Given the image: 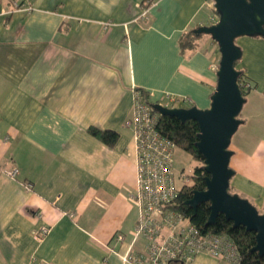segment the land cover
Here are the masks:
<instances>
[{
  "label": "crops",
  "instance_id": "obj_1",
  "mask_svg": "<svg viewBox=\"0 0 264 264\" xmlns=\"http://www.w3.org/2000/svg\"><path fill=\"white\" fill-rule=\"evenodd\" d=\"M11 1L0 0V264H127L113 250H125L137 221L134 147L124 125L133 89L153 103L167 93L209 106L217 44L208 34L192 47L180 42L214 23L213 1L19 0L29 9L10 11ZM250 38L236 44L246 59L237 67L252 88L264 70V38ZM89 126L118 137L109 146ZM231 149L229 186L259 205L264 133ZM12 167L14 177L4 172ZM41 225L49 230L36 240ZM144 245L138 237L133 249ZM190 264L237 263L200 254Z\"/></svg>",
  "mask_w": 264,
  "mask_h": 264
},
{
  "label": "built area",
  "instance_id": "obj_2",
  "mask_svg": "<svg viewBox=\"0 0 264 264\" xmlns=\"http://www.w3.org/2000/svg\"><path fill=\"white\" fill-rule=\"evenodd\" d=\"M147 11V7H142L140 17H147ZM143 91L133 89L131 113L124 121V125L131 129L134 147L136 179L131 200L137 207V221L125 250L113 251L127 264H190L200 254L237 263L236 247L226 234L202 233L181 212L171 207L178 189L189 178L183 170L176 169L175 142L158 130L160 113L152 108L148 92L146 97ZM163 97L162 101L154 103L167 107H187L176 104L191 103L186 96L166 93ZM4 172L14 177L17 168L4 169ZM22 185L26 190L32 188L28 181ZM48 230L47 225H41L33 231V237L41 240ZM138 237L144 239L145 245L134 251L133 243ZM124 238L121 232L114 235L116 242H123Z\"/></svg>",
  "mask_w": 264,
  "mask_h": 264
},
{
  "label": "water",
  "instance_id": "obj_3",
  "mask_svg": "<svg viewBox=\"0 0 264 264\" xmlns=\"http://www.w3.org/2000/svg\"><path fill=\"white\" fill-rule=\"evenodd\" d=\"M217 21L198 28L210 35L219 51L216 85L210 95L208 107L196 105L167 107L150 103L160 115L175 116L181 121L192 119L198 125L196 148L203 158L205 188L193 189L185 204L194 210L199 203L208 202L207 223L222 214L232 226L242 225L253 231L255 243L251 250L264 255V199L261 211L237 193L229 192V180L235 174L230 166L233 150L231 137L242 119L239 118L245 102L234 62L241 58L242 50L235 40L240 36L264 38V0H212Z\"/></svg>",
  "mask_w": 264,
  "mask_h": 264
},
{
  "label": "trees",
  "instance_id": "obj_4",
  "mask_svg": "<svg viewBox=\"0 0 264 264\" xmlns=\"http://www.w3.org/2000/svg\"><path fill=\"white\" fill-rule=\"evenodd\" d=\"M16 1L19 3L22 2L19 0ZM199 27L200 26L192 28L184 35L180 42L182 47H192L195 36L205 34L203 32H198ZM255 37L262 38L261 36ZM239 60L240 59L234 62V66L240 71L237 77V82L242 89L243 96L245 97L247 94L246 92L251 88V85L248 82V77L246 76L244 69L236 66ZM143 92L147 97V92ZM187 105L191 106V103ZM157 128L162 134L175 142L176 148L184 150L191 156V158L200 162L199 165L194 166L189 177L190 182L188 181L178 189V193L172 201L171 207L181 212L189 222L195 225V227H197L202 233L210 232L226 234L236 247L238 253L237 264H264V255H259L257 251L251 250V247L255 243L253 231H247L242 225L233 227L232 222L227 220L222 214H218L215 221L208 224V202L199 203L195 210L185 204V201L191 196L193 189L202 190L205 188L204 176L206 175V171L203 167V158L196 148V141L198 139L197 123L192 119L181 121L175 116L160 115ZM88 131L109 146L114 144L118 137L117 132L112 129H102L96 126H89ZM228 191H230V186L228 187Z\"/></svg>",
  "mask_w": 264,
  "mask_h": 264
},
{
  "label": "rangeland",
  "instance_id": "obj_5",
  "mask_svg": "<svg viewBox=\"0 0 264 264\" xmlns=\"http://www.w3.org/2000/svg\"><path fill=\"white\" fill-rule=\"evenodd\" d=\"M22 3L23 2L19 3L16 0H12L10 11L19 9V8H23L25 10L29 9L28 5H26L25 3L23 4ZM240 37L243 39L244 38L251 39L250 37H247V36H240ZM240 37H237L235 42L236 41L239 42ZM188 39H191V38H188ZM240 48L241 50H243L241 46ZM245 61L246 59L244 57V52H242V56L236 66L244 65ZM256 80L257 81L254 80L252 88H250L246 92L247 94L245 96V102L243 103L241 111L238 115L239 118L242 119V123H240L237 130L232 135L229 148L233 147L234 145H241V146L255 145L258 139L264 133V91L255 89L257 83L259 84V86L264 85V70L257 71ZM164 103H167L170 105L169 102L165 101ZM176 105L186 106V104H182V103L176 104ZM174 162H175L176 169L178 171L183 170L186 176H188V178L190 177L194 166L200 164V162L191 158V156L187 152H185L184 150L180 148H175L174 150ZM234 180H236V178L233 175L231 177V180L229 181H234ZM231 183L229 182V185H231ZM229 192H236L239 196L244 197L242 193H240L239 191H233L231 186H230ZM244 198L249 200L250 203L254 204L253 203L254 201L251 197H244ZM260 202H262V199L259 201V205H257L256 203L254 205L259 211H261V208H262V203Z\"/></svg>",
  "mask_w": 264,
  "mask_h": 264
},
{
  "label": "bare ground",
  "instance_id": "obj_6",
  "mask_svg": "<svg viewBox=\"0 0 264 264\" xmlns=\"http://www.w3.org/2000/svg\"><path fill=\"white\" fill-rule=\"evenodd\" d=\"M216 72V71H215Z\"/></svg>",
  "mask_w": 264,
  "mask_h": 264
}]
</instances>
